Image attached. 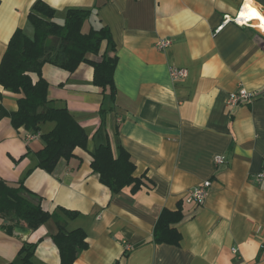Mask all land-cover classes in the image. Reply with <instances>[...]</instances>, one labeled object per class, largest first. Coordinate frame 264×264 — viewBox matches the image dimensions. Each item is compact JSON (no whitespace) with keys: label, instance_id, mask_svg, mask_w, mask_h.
Instances as JSON below:
<instances>
[{"label":"crops","instance_id":"0c3cea01","mask_svg":"<svg viewBox=\"0 0 264 264\" xmlns=\"http://www.w3.org/2000/svg\"><path fill=\"white\" fill-rule=\"evenodd\" d=\"M38 1L56 11L58 24L71 9L90 10L83 31L110 30L118 57L116 104L101 115L104 99L90 64L74 73L46 65L49 99L77 119L88 148L49 173L38 167L46 145L41 134L28 139L34 134L15 129L6 116L0 180L21 182L28 198L58 215L68 231H85L88 248L74 264H264V182L255 181L264 172V0H0V63L18 29L34 35L28 16ZM247 2L262 13L263 30L224 24ZM162 39L172 41L166 50L156 46ZM173 67L186 69L187 77L172 80ZM240 88L254 92V100L228 105ZM0 109L16 112L18 95L0 87ZM101 126L114 153L121 144L130 155L144 181L139 192L127 187L113 194L93 171ZM53 127L47 123L41 131ZM217 156L225 164L217 166ZM208 180L205 203H188V194ZM180 205V245L157 244L161 213ZM9 224L0 218V264L17 263L25 243L37 244L34 264H60L53 220L28 236L8 233Z\"/></svg>","mask_w":264,"mask_h":264},{"label":"trees","instance_id":"16d2710c","mask_svg":"<svg viewBox=\"0 0 264 264\" xmlns=\"http://www.w3.org/2000/svg\"><path fill=\"white\" fill-rule=\"evenodd\" d=\"M92 11L71 9L64 24L54 21L56 11L42 1L36 2L28 16L34 35L29 36L18 29L9 41L7 51L0 63V87L18 95V110L8 113L0 109V120L8 116L15 129L24 128L31 134H41L45 148L38 153V167L52 173L62 160H70L75 150H87L89 136L67 107H57L49 99V83L42 71L46 65L74 73L82 63L94 69L93 84L99 88L104 102L101 115L115 108L117 88L115 72L118 65L116 44L107 27H90L83 31ZM104 122V121H103ZM53 123L54 127L42 133V126ZM101 126L97 136L104 133ZM97 144L92 155V169L99 175L102 184L113 194L130 187L133 193L140 191L144 181L135 176L136 166L128 152L117 144L114 153L106 135ZM29 192L20 182L18 187L0 180V218L12 234L17 225L25 224L36 230L53 220L57 233L53 241L60 252V264H74L81 252L88 248L87 235L83 229L68 231L66 222L55 213L50 214L28 198ZM69 218L77 212L66 211ZM184 219L183 207L175 211L163 210L154 231L157 244L179 246L182 235L177 225ZM37 244L25 243L18 253L19 261L9 264H34Z\"/></svg>","mask_w":264,"mask_h":264},{"label":"built area","instance_id":"2783aa9c","mask_svg":"<svg viewBox=\"0 0 264 264\" xmlns=\"http://www.w3.org/2000/svg\"><path fill=\"white\" fill-rule=\"evenodd\" d=\"M251 6L255 7L253 4L250 3ZM249 5L247 3L243 4L239 12L234 17H226L224 24L233 23L240 27H257L259 20H253L252 18H248V16H243L245 14V11ZM256 8V7H255ZM258 9V8H257ZM259 10V9H258ZM260 11V10H259ZM262 14V13H261ZM223 26L218 28V31L222 29ZM172 45V41L170 39H162L159 40L156 44L157 48L159 50H166ZM187 70L173 67L170 69V77L174 81L183 80L187 77ZM255 94L254 92H251L247 90L246 88H240L236 92H233L229 95L228 98V105L230 106H237L239 104L251 102L254 100ZM36 135H30L28 136V139L35 138ZM225 157L223 156H217L214 160L215 164L217 166L225 164ZM255 181L257 183H263L264 182V172H261L259 174L255 175ZM212 187V182L210 180L203 182L200 186L193 189L187 197V202L190 204H195L198 206H202L208 195L209 191ZM261 248L264 250V241L262 242Z\"/></svg>","mask_w":264,"mask_h":264},{"label":"bare ground","instance_id":"6f19581e","mask_svg":"<svg viewBox=\"0 0 264 264\" xmlns=\"http://www.w3.org/2000/svg\"><path fill=\"white\" fill-rule=\"evenodd\" d=\"M251 2H247V4L249 5V7L247 8V10L245 11V14H243V16H248V18H252L253 20H259L258 22V28L260 27V24H261V13L260 11L251 6L250 5ZM259 29H262V28H259ZM263 30V29H262Z\"/></svg>","mask_w":264,"mask_h":264},{"label":"water","instance_id":"95a60500","mask_svg":"<svg viewBox=\"0 0 264 264\" xmlns=\"http://www.w3.org/2000/svg\"><path fill=\"white\" fill-rule=\"evenodd\" d=\"M15 232L18 233V234H21V235H24V236H28L31 234V230L26 228V227H23V226H20V225H17L15 227Z\"/></svg>","mask_w":264,"mask_h":264}]
</instances>
